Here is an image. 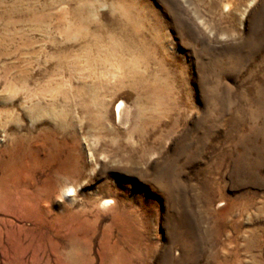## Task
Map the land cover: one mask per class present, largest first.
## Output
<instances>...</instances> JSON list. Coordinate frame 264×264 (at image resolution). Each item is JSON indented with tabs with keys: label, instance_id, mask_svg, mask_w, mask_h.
Masks as SVG:
<instances>
[{
	"label": "rangeland",
	"instance_id": "1",
	"mask_svg": "<svg viewBox=\"0 0 264 264\" xmlns=\"http://www.w3.org/2000/svg\"><path fill=\"white\" fill-rule=\"evenodd\" d=\"M0 264H264V0H0Z\"/></svg>",
	"mask_w": 264,
	"mask_h": 264
},
{
	"label": "bare ground",
	"instance_id": "2",
	"mask_svg": "<svg viewBox=\"0 0 264 264\" xmlns=\"http://www.w3.org/2000/svg\"><path fill=\"white\" fill-rule=\"evenodd\" d=\"M118 113H119V116L121 117V115H122V107L119 108ZM62 168H63V167H62ZM59 169H60V168H59ZM59 171H60V170H59ZM73 174H74V173H73ZM73 192H74L73 189L68 188V189L63 193V195H64V196H72ZM63 195H62V196H63ZM107 203H108V201L104 202V204H106V205H107ZM108 204H110V203H108Z\"/></svg>",
	"mask_w": 264,
	"mask_h": 264
}]
</instances>
